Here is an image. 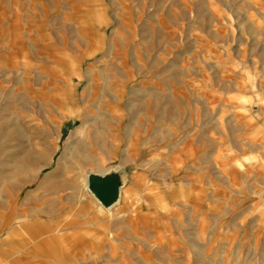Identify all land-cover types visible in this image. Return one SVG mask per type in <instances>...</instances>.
Instances as JSON below:
<instances>
[{
    "label": "rangeland",
    "instance_id": "obj_1",
    "mask_svg": "<svg viewBox=\"0 0 264 264\" xmlns=\"http://www.w3.org/2000/svg\"><path fill=\"white\" fill-rule=\"evenodd\" d=\"M0 264H264V0H0Z\"/></svg>",
    "mask_w": 264,
    "mask_h": 264
},
{
    "label": "water",
    "instance_id": "obj_2",
    "mask_svg": "<svg viewBox=\"0 0 264 264\" xmlns=\"http://www.w3.org/2000/svg\"><path fill=\"white\" fill-rule=\"evenodd\" d=\"M118 187L114 182L105 177L93 176L89 180L91 193L104 206L110 205L117 198Z\"/></svg>",
    "mask_w": 264,
    "mask_h": 264
},
{
    "label": "bare ground",
    "instance_id": "obj_3",
    "mask_svg": "<svg viewBox=\"0 0 264 264\" xmlns=\"http://www.w3.org/2000/svg\"><path fill=\"white\" fill-rule=\"evenodd\" d=\"M93 176L105 177V174H98V173L91 174V176H89V178H88L87 181H86V182H87V188H88V190H90V189H89V180H90V178L93 177ZM121 191H122V187L119 186V187H118V193H117V194L119 195V194L121 193Z\"/></svg>",
    "mask_w": 264,
    "mask_h": 264
}]
</instances>
